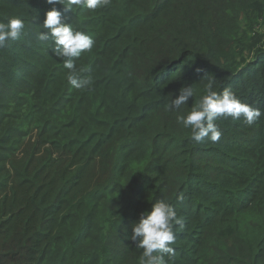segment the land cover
Segmentation results:
<instances>
[{
    "label": "trees",
    "instance_id": "obj_1",
    "mask_svg": "<svg viewBox=\"0 0 264 264\" xmlns=\"http://www.w3.org/2000/svg\"><path fill=\"white\" fill-rule=\"evenodd\" d=\"M53 8L95 40L76 61L89 90L38 39ZM260 17L264 0H0L27 37L0 49V264H140L132 225L160 199L184 221L167 264H264V115L196 143L166 109L208 75L264 112Z\"/></svg>",
    "mask_w": 264,
    "mask_h": 264
},
{
    "label": "clouds",
    "instance_id": "obj_2",
    "mask_svg": "<svg viewBox=\"0 0 264 264\" xmlns=\"http://www.w3.org/2000/svg\"><path fill=\"white\" fill-rule=\"evenodd\" d=\"M47 3L61 4L69 10L76 6L95 11L107 7L111 0H47ZM24 27V21L20 18L0 21V49L8 47V42L19 41ZM43 27L47 31L38 33V39L52 42L51 52L63 61V67L68 70L69 85L77 91L89 90L93 78L90 75L82 76V70L77 67L76 61L82 54L92 51L95 46L94 38L63 22L61 12L55 8L46 14ZM203 79H208V82L204 85L199 101L194 103L187 115H177V122L184 129L190 130L192 141L201 143L207 138L212 143L219 142L223 132L217 121L222 118L243 120L251 127L264 115L259 107L242 102L231 88H225L218 93L214 90V78L205 75ZM195 93L193 85L182 86L179 94L166 105V109L179 112L182 106L188 105L189 99L194 97ZM178 198L183 200V194ZM183 228V218L178 216L174 205L165 199L152 204L151 211L142 213L139 221L132 225L130 240L136 247L143 249L140 264H167L165 257L171 259L176 255L172 245L176 241V233Z\"/></svg>",
    "mask_w": 264,
    "mask_h": 264
},
{
    "label": "rangeland",
    "instance_id": "obj_3",
    "mask_svg": "<svg viewBox=\"0 0 264 264\" xmlns=\"http://www.w3.org/2000/svg\"><path fill=\"white\" fill-rule=\"evenodd\" d=\"M244 9V6L241 8V10H243ZM247 12H248V14H249V16L250 17H253V15H254V11L249 7V6H247ZM248 21V25H251L250 24V22H249V20H247ZM245 24V22H242L241 23V25L243 26ZM254 29L255 30H259L260 32H262V34H263V39H262V41L264 42V17H260L259 19H258V22L255 24V26H254ZM24 34V35H23ZM254 35V33H252V32H250L249 34H248V37L250 38V37H252ZM21 39H23V40H27V37L25 36V33H22V36H21ZM20 53V52H19ZM21 54V53H20ZM21 55H23V54H21ZM24 56V55H23ZM1 77V79L2 80H6V78L4 77V76H0ZM194 104H191L190 105V107H188L186 110H185V108L184 107H182L181 108V110L179 111V112H173L172 113V115H174V116H176L177 117V115H187L188 114V112H190V110H191V107L193 106ZM7 146V144H1V149H0V153H5V151H4V148ZM174 151L176 152V153H179V155L181 156V157H183V151L182 150H180V149H174ZM218 264H227V261L226 260H224V259H221L220 260V262L218 263Z\"/></svg>",
    "mask_w": 264,
    "mask_h": 264
}]
</instances>
